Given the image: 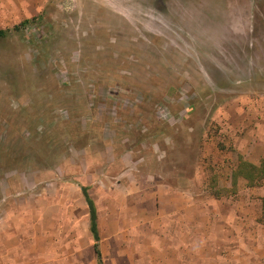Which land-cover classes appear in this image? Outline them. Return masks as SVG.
I'll return each instance as SVG.
<instances>
[{
  "label": "rangeland",
  "instance_id": "obj_1",
  "mask_svg": "<svg viewBox=\"0 0 264 264\" xmlns=\"http://www.w3.org/2000/svg\"><path fill=\"white\" fill-rule=\"evenodd\" d=\"M97 2L120 15L57 0L0 36V206L112 167L225 195L264 125V0Z\"/></svg>",
  "mask_w": 264,
  "mask_h": 264
},
{
  "label": "crops",
  "instance_id": "obj_2",
  "mask_svg": "<svg viewBox=\"0 0 264 264\" xmlns=\"http://www.w3.org/2000/svg\"><path fill=\"white\" fill-rule=\"evenodd\" d=\"M84 1L120 15L119 2L100 7L98 0ZM56 2L0 0V30L57 14ZM262 127L250 133L255 139L236 142L242 160L264 176ZM248 172L238 174L220 198H203L211 186H180L159 180L153 170L112 167L77 182L56 179L55 189L40 186L30 205L16 199L7 201L9 208L0 206V264H100L95 244L102 264H264V177L251 180ZM83 187L94 204L98 239ZM234 193L241 197L234 200Z\"/></svg>",
  "mask_w": 264,
  "mask_h": 264
},
{
  "label": "trees",
  "instance_id": "obj_3",
  "mask_svg": "<svg viewBox=\"0 0 264 264\" xmlns=\"http://www.w3.org/2000/svg\"><path fill=\"white\" fill-rule=\"evenodd\" d=\"M5 33H6V30H3V29L0 30V36L4 35ZM257 169H258L257 167H255V166L251 165L250 163L243 160L241 162V164H239L238 169L235 172V177L238 174H242V173L246 175V171H249L248 172L249 178H251V180H253L256 177H260V178L264 177L263 174L261 175L262 172H258ZM83 192H84V195L87 198V200L90 204V207H91V210H90L91 211V230L94 233L95 238L98 239L97 224H96V212H95L94 204H93V201H91V199L89 197L87 189L84 187H83ZM95 248H96L97 253L99 255L100 264H102L100 252H99L97 244H95Z\"/></svg>",
  "mask_w": 264,
  "mask_h": 264
}]
</instances>
